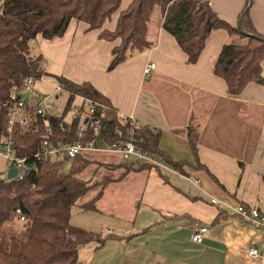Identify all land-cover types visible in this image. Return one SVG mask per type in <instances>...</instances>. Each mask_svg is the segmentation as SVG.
Listing matches in <instances>:
<instances>
[{
  "label": "crops",
  "instance_id": "crops-1",
  "mask_svg": "<svg viewBox=\"0 0 264 264\" xmlns=\"http://www.w3.org/2000/svg\"><path fill=\"white\" fill-rule=\"evenodd\" d=\"M131 1L122 0L121 10ZM209 2L221 19L237 26L247 0ZM119 13L104 28L114 29ZM249 15L264 36V0L250 1ZM86 29L85 23L73 20L62 37L41 41L49 74L43 82L56 89L54 76L89 81L119 112L159 134V149L150 167L138 171L141 175L130 178L136 172L130 171L117 178L91 177L100 190L85 202L102 192L95 201L97 210L89 211L93 214L85 218L88 223L77 219L73 224L111 235L100 247L88 243H93L94 256L103 254L104 260L98 262L96 257L94 264H264V258L248 253L264 244V226H254L236 212L239 204L264 209V86L251 83L233 97L225 81L213 73L222 46L240 42V36L216 31L197 64L189 65L175 38L162 28V15L155 9L148 31L154 46L130 51L125 62L106 71L119 41H103L100 30ZM150 62L156 63V69L145 75ZM122 183L137 185V195L133 191L129 202L134 210L137 204L134 215L130 208L124 212L104 202L111 186ZM79 210L80 217L90 214ZM105 213L133 224L140 214L141 224L133 232H123L99 221ZM200 227L208 231L198 243L193 235Z\"/></svg>",
  "mask_w": 264,
  "mask_h": 264
},
{
  "label": "trees",
  "instance_id": "trees-1",
  "mask_svg": "<svg viewBox=\"0 0 264 264\" xmlns=\"http://www.w3.org/2000/svg\"><path fill=\"white\" fill-rule=\"evenodd\" d=\"M250 1L241 12L238 25L232 26L216 14L209 0H132L124 10L122 0H0V141L8 134L13 86H22L31 77L35 88L36 81L48 74L43 55L32 52L30 41L38 36L48 40L62 37L73 20L85 23L87 31L100 30L99 39L103 41H119L112 48L108 71L125 62L130 51H145L154 46L148 31L155 9L162 15V28L175 38L189 65L197 64L216 31L225 30L240 36L241 41L222 46L213 73L225 81L227 92L233 97L251 83L264 86V36L252 23ZM118 11L116 27L104 28ZM56 78L62 89L58 96H53L54 112L41 116L33 111L28 130L22 131L15 125L9 134L14 154L26 158L27 163H36L37 170L20 180L0 178V230L15 214L28 222L24 240L12 237L10 244L5 245L0 238V264H86L79 259V248L90 242L100 247L111 237L76 226L67 216L93 187L91 182L74 171L63 172L62 161H36L33 155L42 149L45 139L51 145L79 139L80 126L87 119L79 115L69 121L68 116L81 97L98 102L97 115L105 111L99 120L98 134L94 133L92 119L87 121L86 139L107 146L128 139L129 122L119 116L109 97L91 82ZM26 101L30 105V99ZM119 128L123 130L122 136L117 133ZM133 137L149 155L158 151L159 134L149 126L136 127ZM121 166L127 172H138L149 168L150 162L135 159ZM101 194L82 203L81 209L97 210L95 201Z\"/></svg>",
  "mask_w": 264,
  "mask_h": 264
},
{
  "label": "built area",
  "instance_id": "built-area-1",
  "mask_svg": "<svg viewBox=\"0 0 264 264\" xmlns=\"http://www.w3.org/2000/svg\"><path fill=\"white\" fill-rule=\"evenodd\" d=\"M155 69L156 63L150 62L145 67L144 73L145 75H150ZM33 81L34 79L31 77L26 78L22 86H13L11 90L13 107L8 122V134L6 137L3 136L0 141V162L3 160L7 167L5 170V178L7 181H10L11 179H23L28 172L37 170L36 163H27L26 158H19L14 154L11 148L13 140L9 134L12 133V129L15 125H19L22 131L28 130L32 120L31 113L33 111L41 116L53 113L55 110L53 96H58V93L62 89L61 85L58 83L53 94L42 95L35 90ZM25 93L29 94L28 98L23 96ZM26 99H30V105ZM79 99L80 101L76 102L68 116L69 121L78 119L79 115H82L84 119H87L86 122L80 126L79 139L74 142H60L57 145H51L49 141L45 139L43 141L42 149L33 155L34 160L39 161L46 159L56 161L58 159H75L78 155L85 151H114L121 154L125 161L136 159L139 161L152 162V156L143 151L133 137L135 128L140 126L139 122L134 117L126 116L121 112H119V116L129 122L130 128L128 133L130 134V138L113 142L108 146L103 142L98 143L95 139H86L85 130L87 129V121L92 119V123L95 124L94 133L98 134L99 120L105 116V111H101L97 115L96 107L99 105L98 102L82 97ZM35 100L36 102L34 103ZM117 133L119 136H122L123 130L119 128L117 129ZM11 168H15L17 170V175L13 178H8V172ZM212 202L216 203L217 201L213 199ZM236 212L243 220L253 224L254 226H264V209L239 204L236 207ZM20 213L21 212L18 209L17 214L20 215ZM20 219L24 221L25 217L21 216ZM207 231V227H200L193 235L194 241L201 243L204 240ZM248 253L253 258H264V244L251 247L248 250Z\"/></svg>",
  "mask_w": 264,
  "mask_h": 264
},
{
  "label": "rangeland",
  "instance_id": "rangeland-1",
  "mask_svg": "<svg viewBox=\"0 0 264 264\" xmlns=\"http://www.w3.org/2000/svg\"><path fill=\"white\" fill-rule=\"evenodd\" d=\"M43 39L38 36L35 39H32L31 45H32V52L33 53H41V50L39 48V44L41 43ZM42 54V53H41ZM108 67V66H107ZM106 71H108L106 69ZM49 75V74H47ZM62 76V75H61ZM54 78L57 81L56 76ZM44 79H39L35 83V88L40 93H51L53 94L55 89L54 87H50L49 85L45 84ZM1 149V146H0ZM83 157H78L75 159H58L56 161H62V171L63 172H70L74 171L76 172V175L78 177L84 178V180H92L91 177L96 176L100 180H103L105 178L114 177L117 178L119 176H122L123 173H127L125 171V168H122V166H114L110 167L112 164L117 165L120 163L125 162L122 155L119 153H110V152H99V151H85L82 153ZM6 165L4 164L3 160L0 162V178L6 177ZM139 176L138 172L131 173L130 178H134L135 176ZM93 185L92 188L86 193V195L77 201L76 205L71 209V216H70V222L73 224L75 220L79 219L86 223L90 220H86L87 215L93 214V212H89L90 214H83V217H80V211L81 209L80 205L85 202L86 200H89L91 196H94L100 189L98 184L91 183ZM112 191H109L107 196L104 199V202H107V204H113L115 205V208H120L122 211L125 212V209L130 208L132 211V215H134L137 212V204L135 206V210L130 206L129 202H131V196L130 195L137 187V185H133V183H122V184H114L111 186ZM130 189V191H128ZM135 196L137 195V191H134ZM137 203V202H136ZM126 205V206H124ZM94 215H98L95 214ZM112 214L105 213L100 216V222L107 225L111 224L114 227H116L118 230L123 232H130L132 230H135L139 228L140 222V214L138 216V222L136 224H133V222H127L124 223L120 219H116L117 217H110ZM86 218V219H85ZM132 218H135L134 216ZM115 219V220H111ZM28 227L27 221L20 220L18 215H14L7 223H5L1 230H0V238L3 241L5 245L10 244L12 241L11 238L15 237L18 240H24L26 238V230ZM133 232V231H132ZM140 241H136V243H139ZM91 244H87L86 246H81L79 249L80 252V260L88 262V264H94V261H96V257H98V262L104 260L103 254H96L94 256V252H91L90 246ZM101 256V257H100ZM118 263V261H117ZM100 264V263H97Z\"/></svg>",
  "mask_w": 264,
  "mask_h": 264
},
{
  "label": "water",
  "instance_id": "water-1",
  "mask_svg": "<svg viewBox=\"0 0 264 264\" xmlns=\"http://www.w3.org/2000/svg\"><path fill=\"white\" fill-rule=\"evenodd\" d=\"M25 98H28L29 97V94L28 93H25L24 95H23ZM17 175V170L15 169V168H11V169H9V172H8V178H13V177H15ZM70 214L69 213H67V216H69Z\"/></svg>",
  "mask_w": 264,
  "mask_h": 264
},
{
  "label": "bare ground",
  "instance_id": "bare-ground-1",
  "mask_svg": "<svg viewBox=\"0 0 264 264\" xmlns=\"http://www.w3.org/2000/svg\"><path fill=\"white\" fill-rule=\"evenodd\" d=\"M49 95H51V93H49Z\"/></svg>",
  "mask_w": 264,
  "mask_h": 264
}]
</instances>
